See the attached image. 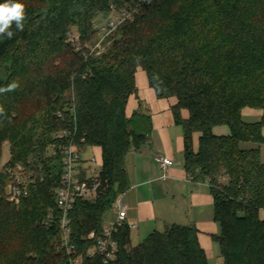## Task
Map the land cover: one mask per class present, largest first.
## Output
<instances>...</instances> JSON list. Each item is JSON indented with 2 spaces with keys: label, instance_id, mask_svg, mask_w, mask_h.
I'll use <instances>...</instances> for the list:
<instances>
[{
  "label": "trees",
  "instance_id": "16d2710c",
  "mask_svg": "<svg viewBox=\"0 0 264 264\" xmlns=\"http://www.w3.org/2000/svg\"><path fill=\"white\" fill-rule=\"evenodd\" d=\"M42 2L46 8L25 5L23 31L13 24V37H0V88L18 84L0 93V163L8 144L7 165L22 164L37 178L17 207L6 198L10 178L0 176V264H69L51 192L61 185L62 157L60 151L50 156L49 148L63 144L56 136L71 127L77 128L81 149L102 152L99 195L78 200L70 217L73 243L85 264H103L87 259L95 242L88 237L102 236L103 217L114 202L109 199L129 189L127 156L148 143L153 128L150 114L127 115L129 100L138 93L139 68L158 98L176 100L172 111L183 130L184 168L193 182L210 186L220 226L214 241L223 264H264V161L260 151L244 148L264 144V116L244 120L246 108L264 111V0ZM126 5L138 13L113 32L105 53L89 55L88 48L75 51L66 43L77 27L84 43L96 45L94 19ZM40 18L51 24L45 32ZM21 44L27 52L16 53ZM219 127L230 134H216ZM51 211L53 222L47 225ZM117 238L120 251L111 264H210L195 224H173L137 246L128 227Z\"/></svg>",
  "mask_w": 264,
  "mask_h": 264
},
{
  "label": "crops",
  "instance_id": "0c3cea01",
  "mask_svg": "<svg viewBox=\"0 0 264 264\" xmlns=\"http://www.w3.org/2000/svg\"><path fill=\"white\" fill-rule=\"evenodd\" d=\"M136 83L138 93L130 98L127 115L131 116L137 111L146 112L152 118L153 128L148 143L140 151L129 153L126 159L129 189L124 200L128 205V221L136 225V228L131 230V244L137 246L150 234L159 231L155 228L159 221L164 229L173 224H195L199 231L200 244L207 254L209 263L223 264L222 255L217 254L220 248L218 251V245L214 241V237L220 234V226L215 221L214 200L210 186L206 182L188 181V174L184 168L183 130L176 123L172 111L176 100L158 98L149 84L146 71L142 68L137 70ZM182 116L186 119L189 113L183 111ZM263 116L264 111L260 109L244 110V120L246 121V117L251 118L246 122L261 121ZM215 133L227 136L230 130L227 127H219L215 129ZM199 137L197 133L195 139L194 134L196 152L199 150ZM244 148L250 149L249 144H245ZM89 149L100 153L102 161L100 148H88L86 154ZM158 155H166L174 160L175 164L169 170L170 179L167 181L161 179L163 172L155 159ZM262 160L264 161L263 155ZM179 191L184 196L182 202L185 206H182V212L177 210L174 200V195ZM207 212L209 216L205 217ZM261 217L264 219V210L261 211ZM114 219L115 215L105 226L112 224ZM136 231L138 233L135 234ZM134 237L138 239L136 245L132 240Z\"/></svg>",
  "mask_w": 264,
  "mask_h": 264
},
{
  "label": "built area",
  "instance_id": "2783aa9c",
  "mask_svg": "<svg viewBox=\"0 0 264 264\" xmlns=\"http://www.w3.org/2000/svg\"><path fill=\"white\" fill-rule=\"evenodd\" d=\"M154 0H139L142 4H150ZM138 6V5H137ZM138 13V8L126 5L124 7L112 6L107 21L96 28L99 32L109 37L120 25L127 21H133ZM73 42L80 45V36H75ZM74 113V109H70ZM62 117V113H58ZM77 128L71 127L56 136L57 142H63L60 145L52 144L49 148L50 156H56L58 151L62 157L61 185L54 190L57 208L60 212L61 244L60 248L66 252L69 258V264H85L84 255L79 253L76 245L73 243L71 212L74 210L78 200H94L102 187L100 179L101 168L95 167L96 158L87 159V149H81L76 143ZM156 162L163 172L161 179L167 181L170 179L169 170L174 167V160L167 156H156ZM6 175L10 182L6 187L7 197L10 201L17 204L21 202L29 193V187L37 182V178L27 172L22 164L15 166L3 165L0 167V176ZM188 181L192 178L188 176ZM127 192V191H126ZM126 192L119 194L112 203L111 211L114 212L115 219L110 225L103 228L102 236L96 237L94 234L89 236V240L95 242L86 251L87 259H101L103 264H111L116 261L120 244L118 234L123 227L130 230L136 228V225L128 221V205L124 198ZM53 222V215L46 222L50 225Z\"/></svg>",
  "mask_w": 264,
  "mask_h": 264
},
{
  "label": "rangeland",
  "instance_id": "374dc122",
  "mask_svg": "<svg viewBox=\"0 0 264 264\" xmlns=\"http://www.w3.org/2000/svg\"><path fill=\"white\" fill-rule=\"evenodd\" d=\"M20 2L21 3H23L24 5H28L29 3H31V2H34V3H37V6H42L43 8H46L47 7V4H43V2H42V0H20ZM42 9V8H41ZM109 15L110 14H99L95 19H94V21H93V23H94V29H95V31H97L98 32V34H97V37H98V41H97V43H96V45H92L91 43H84L81 39H80V45L79 46H77L76 45V43L75 42H73V38L75 37V36H79V30H78V28L77 27H73L72 29H71V31H69L68 32V34H67V36H66V43L68 44V45H70L75 51H82V49L83 48H88V54L89 55H92V54H95V55H100V54H103V53H105L109 48H110V46L112 45V43H113V41H114V34L112 33V36H109V37H105V36H103L100 32H99V29L98 28H96V27H98V26H101L102 24H104L106 21H107V19L109 18ZM40 20H42V23H43V28H42V30H41V32H45L44 30L46 29V27H48L49 25H51V24H49V22L46 20V22L44 23L43 21L45 20L44 18H40ZM64 23H65V21H64ZM42 35V34H41ZM35 45L36 46H38V42L37 43H35ZM34 46V45H33ZM33 46H32V48H33ZM20 48H22V50H23V52H27V46L26 45H24V44H21L15 51H16V53L20 50ZM29 49V48H28ZM24 71L25 69H24V67L23 68H20V69H18V71ZM252 119H254V118H252ZM249 120H251V118L250 117H246V121H249ZM195 139H197V133H195ZM248 147V146H247ZM249 148L250 149H252V150H258V151H260V153H261V156L263 155V157H264V144H249ZM86 156V158L87 159H92V158H96V163H95V167L97 168V169H100L101 168V166H102V161H101V156H100V153H98V152H96L94 149H89L88 150V152H87V154L85 155ZM158 156H166V155H158ZM10 158H11V155H10V146L8 145V144H4L3 146H2V161H1V163H0V167L1 166H3V165H5V164H7V162H9L10 161ZM181 165H183V163H180ZM158 165V164H157ZM159 167V166H158ZM52 193H54V190H52L51 191ZM6 193V192H5ZM179 193V194H178ZM178 193H176L174 196V200H175V205L177 206V210L178 211H180V212H182L183 211V208H182V206H185V204L182 202L183 201V199H184V196H183V193H180V191L178 192ZM99 195V194H98ZM98 195L96 196V197H94V200L98 197ZM6 198H7V200L8 201H10L9 199H8V197H7V193H6ZM11 202H13V203H15V205L17 206V207H19V205H20V203L19 204H17L16 202H14V201H11ZM176 210V211H177ZM53 215V212L51 211L50 212V216H52ZM113 216H114V212L113 211H111V210H108L106 213H105V215H104V217H103V224L104 225H106V224H108L110 221H111V219L113 218ZM207 216H209V213L207 212V213H205V217H207ZM156 230H159V231H163V230H165L164 229V226H163V224L162 223H160V221L158 222V224L156 225ZM2 229H3V227H2ZM136 233H138V231H136L135 232V234ZM134 236V235H133ZM89 238V237H88ZM133 243L136 245L137 243L136 242H138V239H136V237H134L133 239ZM216 245H218L217 246V248H218V251H219V248H220V246H219V244L216 242ZM217 251V252H218ZM219 256L221 255V250H220V252L219 253H217Z\"/></svg>",
  "mask_w": 264,
  "mask_h": 264
},
{
  "label": "clouds",
  "instance_id": "9594fccd",
  "mask_svg": "<svg viewBox=\"0 0 264 264\" xmlns=\"http://www.w3.org/2000/svg\"><path fill=\"white\" fill-rule=\"evenodd\" d=\"M25 5L20 0H5L0 3V37L11 39L14 32L11 30L13 24L18 31L24 30ZM17 83H11L6 88H0V93L15 90ZM3 109L0 108V112Z\"/></svg>",
  "mask_w": 264,
  "mask_h": 264
},
{
  "label": "water",
  "instance_id": "95a60500",
  "mask_svg": "<svg viewBox=\"0 0 264 264\" xmlns=\"http://www.w3.org/2000/svg\"><path fill=\"white\" fill-rule=\"evenodd\" d=\"M109 201L112 203V202L114 201V198L111 197V198L109 199Z\"/></svg>",
  "mask_w": 264,
  "mask_h": 264
}]
</instances>
